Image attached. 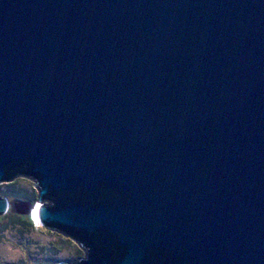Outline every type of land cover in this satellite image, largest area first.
Returning <instances> with one entry per match:
<instances>
[{"label":"water","instance_id":"obj_1","mask_svg":"<svg viewBox=\"0 0 264 264\" xmlns=\"http://www.w3.org/2000/svg\"><path fill=\"white\" fill-rule=\"evenodd\" d=\"M19 177L77 264H264V0H0Z\"/></svg>","mask_w":264,"mask_h":264},{"label":"rangeland","instance_id":"obj_2","mask_svg":"<svg viewBox=\"0 0 264 264\" xmlns=\"http://www.w3.org/2000/svg\"><path fill=\"white\" fill-rule=\"evenodd\" d=\"M34 183L23 177L0 184V197L5 196L10 202H26L29 211L21 214L10 205L5 215L0 217V246L9 245L16 257L6 261L0 258V264H57L73 259L80 251L68 238L45 230L35 221L32 222L36 191ZM18 203V204H19ZM33 208V209H32ZM20 218V225H13L11 220ZM34 220V218H33Z\"/></svg>","mask_w":264,"mask_h":264},{"label":"flooded vegetation","instance_id":"obj_3","mask_svg":"<svg viewBox=\"0 0 264 264\" xmlns=\"http://www.w3.org/2000/svg\"><path fill=\"white\" fill-rule=\"evenodd\" d=\"M34 189H35V188H34ZM35 191H36V190H35ZM36 195H37V194H36ZM18 203H19V202H17V201H14V202H10V201H9V206H10L11 204L14 205L13 210H14V211H17L18 213H20V215H21V214L24 215V213H26V212L29 211V205H28V203H26V202H20L19 204H18ZM36 205H38V204H37V196H36V203H35V205H34L33 208H35ZM44 205H49V203H48L47 201H45V202H44ZM9 206H8V209H9ZM10 207H12V206H10ZM33 208H32V209H33ZM37 208H38V207H36V210H37ZM21 216H22V215H21ZM19 219H20V218H19ZM31 220H32V222L34 221L32 216H31ZM41 227H42V226H41ZM42 228H44V227H42ZM44 229H45V230H48V231H50V232H54V233L60 234V235H62V236H64V237L68 238V240H70L74 245H76V247H77L78 250L80 251L79 255H77V256L74 257L73 259H68V260H65V261H60V262H58L57 264H60V263H62V262H70V263H76V264H77V262H78L79 260H81V259H86V253H85V251L83 250V248H82L81 246L78 245V243H76V242L73 241L71 238L67 237L66 235L61 234L60 232H57V231H55V230H51V229H46V228H44Z\"/></svg>","mask_w":264,"mask_h":264},{"label":"bare ground","instance_id":"obj_4","mask_svg":"<svg viewBox=\"0 0 264 264\" xmlns=\"http://www.w3.org/2000/svg\"><path fill=\"white\" fill-rule=\"evenodd\" d=\"M36 207H38V205H36L33 210V218H34L35 223L37 225H40L38 218H37ZM14 252L16 253L17 251H13V249L9 245L0 246V258H3L6 261L13 260L16 257V255H14Z\"/></svg>","mask_w":264,"mask_h":264},{"label":"trees","instance_id":"obj_5","mask_svg":"<svg viewBox=\"0 0 264 264\" xmlns=\"http://www.w3.org/2000/svg\"><path fill=\"white\" fill-rule=\"evenodd\" d=\"M2 197H5V196H2ZM11 223L13 224V225H20L22 222L20 221V219H19V217L18 218H13L12 220H11ZM6 226H3L0 230H3L4 228H5Z\"/></svg>","mask_w":264,"mask_h":264}]
</instances>
